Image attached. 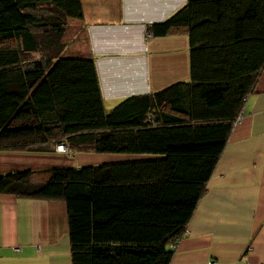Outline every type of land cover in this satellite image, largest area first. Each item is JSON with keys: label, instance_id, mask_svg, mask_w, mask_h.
<instances>
[{"label": "trees", "instance_id": "obj_1", "mask_svg": "<svg viewBox=\"0 0 264 264\" xmlns=\"http://www.w3.org/2000/svg\"><path fill=\"white\" fill-rule=\"evenodd\" d=\"M81 0H0V149L144 158L0 174L61 199L71 264H168L244 97L264 70V0H186L155 36L188 37L190 78L106 110L91 57L66 56Z\"/></svg>", "mask_w": 264, "mask_h": 264}, {"label": "crops", "instance_id": "obj_2", "mask_svg": "<svg viewBox=\"0 0 264 264\" xmlns=\"http://www.w3.org/2000/svg\"><path fill=\"white\" fill-rule=\"evenodd\" d=\"M186 0H81L69 18L66 56L91 57L106 110L190 78L188 37L148 25ZM144 155L0 149V174L136 160ZM168 264H264V70L243 100L205 191ZM0 264H71L61 199L0 192Z\"/></svg>", "mask_w": 264, "mask_h": 264}, {"label": "built area", "instance_id": "obj_3", "mask_svg": "<svg viewBox=\"0 0 264 264\" xmlns=\"http://www.w3.org/2000/svg\"><path fill=\"white\" fill-rule=\"evenodd\" d=\"M55 148H56V150H58V151H68V149H67V146H66V144H64V143H59V144H57L56 146H55Z\"/></svg>", "mask_w": 264, "mask_h": 264}, {"label": "rangeland", "instance_id": "obj_4", "mask_svg": "<svg viewBox=\"0 0 264 264\" xmlns=\"http://www.w3.org/2000/svg\"><path fill=\"white\" fill-rule=\"evenodd\" d=\"M58 151V150H57ZM60 152H64V151H60ZM66 152V151H65ZM68 152V151H67ZM82 153H84V152H82ZM87 153H90V152H87ZM97 164V163H96Z\"/></svg>", "mask_w": 264, "mask_h": 264}, {"label": "clouds", "instance_id": "obj_5", "mask_svg": "<svg viewBox=\"0 0 264 264\" xmlns=\"http://www.w3.org/2000/svg\"><path fill=\"white\" fill-rule=\"evenodd\" d=\"M56 149V148H55Z\"/></svg>", "mask_w": 264, "mask_h": 264}]
</instances>
